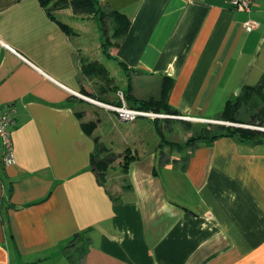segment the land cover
Segmentation results:
<instances>
[{
  "label": "crops",
  "instance_id": "0c3cea01",
  "mask_svg": "<svg viewBox=\"0 0 264 264\" xmlns=\"http://www.w3.org/2000/svg\"><path fill=\"white\" fill-rule=\"evenodd\" d=\"M98 1L131 20L112 57L111 19L71 6L52 18L40 0H0V106L14 120L15 158L4 162L0 142V264H264V139L193 140L218 126L173 119L185 132L167 141L168 155L158 122L127 126L111 110L81 109L78 96L98 93L81 57L113 58L129 67L110 75L131 86V105L160 98L170 76L172 109L221 120L227 100L264 83V0L251 11L229 0ZM65 10L69 23L58 17ZM248 20L258 24L247 30ZM97 118L87 134L82 123ZM100 144L117 159L102 183L91 163Z\"/></svg>",
  "mask_w": 264,
  "mask_h": 264
},
{
  "label": "trees",
  "instance_id": "16d2710c",
  "mask_svg": "<svg viewBox=\"0 0 264 264\" xmlns=\"http://www.w3.org/2000/svg\"><path fill=\"white\" fill-rule=\"evenodd\" d=\"M41 4L44 7H47V10L52 15L51 10L55 8H64L66 6H71L72 10L76 14H85V15H94L99 16L101 20L104 22L108 19H111L113 22V33L110 37H107L106 42L104 43V47L106 48V53L108 57H112L107 51L111 47L119 48L120 44L117 40L121 37L127 35L128 30L131 25V20L123 13L112 10L109 13H106L102 10L100 6V2L98 0H40ZM53 2L52 6L50 3ZM52 18H55L52 15ZM57 23L67 32H71L70 26L66 23L57 20ZM108 30V29H107ZM125 70L129 71V67L122 61L119 62ZM81 70L85 78L87 79H98L102 86H100L97 94H93L89 92L84 87L82 89V94H86L96 100L106 103V104H114L113 100H109L106 94L109 91H116L118 95V105L120 104L119 94L123 93L127 104L131 107L140 108L143 110H150L160 113L166 114H180L178 110H174L170 107L168 103V96L170 89L173 85V80L170 76H164L162 83V94L160 98L150 97L149 99H135V103L131 105L129 102L131 101V97L127 94L131 90V86L125 92V90L120 89V86L115 82V79L110 75V71L108 67L100 62L99 60H92L87 57H81ZM117 103V102H116ZM264 83L260 84L257 88L250 90V92L245 91L242 96L236 97L234 99L227 100L224 109L222 111V121L231 122L234 124H251L257 126H264ZM243 105H247L248 109L251 112L250 118L247 121H243L240 119V109ZM77 115L81 118L83 116V111H78ZM168 123L172 121L171 118H166ZM175 120V119H174ZM99 122V118L95 120H90L88 122L82 123L83 130L91 135L93 131L96 129L97 124ZM259 123V124H258ZM216 125L218 129L215 133L210 134L209 129H205L204 137H195L193 140H199L201 138H210L216 139L220 136H235L243 140H255L261 141L264 139V130L253 129L249 126L244 125H225V124H209ZM160 128V127H159ZM107 153L106 156L102 157L101 154ZM165 156V154H162ZM116 154L111 153L110 149L104 146L103 144L99 145L98 154L92 156V167L96 170L97 176L102 183V178L104 179V175L107 172L110 164L114 161ZM130 159H132L131 153L126 152L125 163L123 164V169L127 170V166L129 164ZM129 160V161H128ZM128 161V162H126Z\"/></svg>",
  "mask_w": 264,
  "mask_h": 264
},
{
  "label": "built area",
  "instance_id": "2783aa9c",
  "mask_svg": "<svg viewBox=\"0 0 264 264\" xmlns=\"http://www.w3.org/2000/svg\"><path fill=\"white\" fill-rule=\"evenodd\" d=\"M255 0H229L230 4L238 9L244 11H251L253 8ZM258 23L254 20H248L244 23V26L247 30H252ZM78 96L87 99L85 95L79 93ZM120 97V104L119 105H111L102 103L98 100L91 99L90 100L94 103H99L108 109H112L117 113L119 120L122 122H129L137 120L138 118H148V119H157L159 117L162 118H171V119H179L184 121H194V122H203V123H210V124H225V125H235V126H249L253 129L264 130L263 128H258L257 126H251L248 124H234L231 122H226L222 120L214 121V120H206L204 118L199 117H192V116H185L181 114H166L160 113L150 110H143L136 107H131L127 104L123 93L119 94ZM14 124V120L9 114L0 106V142L3 147L4 152V162L8 165L15 163L14 153H13V145L12 139L10 136V127Z\"/></svg>",
  "mask_w": 264,
  "mask_h": 264
},
{
  "label": "rangeland",
  "instance_id": "374dc122",
  "mask_svg": "<svg viewBox=\"0 0 264 264\" xmlns=\"http://www.w3.org/2000/svg\"><path fill=\"white\" fill-rule=\"evenodd\" d=\"M50 6H52V4H50ZM69 11L68 10H65L64 12H62L63 14H58V17L60 18V19H62L63 21H65V22H70V20L72 19V18H74L73 16H68L67 17V15L69 14L68 13ZM81 20V19H80ZM102 27H103V24H102ZM103 33H104V30H103ZM92 57V59H96V57H94V56H91ZM99 58H102V59H104V57H102V56H98ZM109 60V61H108ZM103 63L104 64H106V66L108 67V69H109V71L111 72V73H113V75H115V69H117V71L118 72H120L121 74H123V75H125V71L123 70V68H121L120 67V65L118 64V61L117 60H115V59H105V60H103ZM119 74H117V76H116V82L118 83V84H120V85H123L122 83H121V81H119ZM152 78V77H151ZM89 80H93V79H89ZM95 81H96V83H97V85H98V87L96 88V90H95V92H98L99 91V88H100V86H102L103 85V83L101 84V82H99L98 81V79H94ZM91 82V81H90ZM92 83V82H91ZM150 88H154L155 87V85L153 84V83H151V84H149L148 85ZM92 87H93V84H92ZM91 87V88H92ZM124 88V87H123ZM124 90H125V92L127 91V89L126 88H124ZM83 95H85L86 97H88L87 99H84V101H85V103H83V104H81L80 105V107H81V109H86V111H89V112H93V113H96V115H100V113L101 112H103L104 113V111H112V112H114L116 115H117V113L114 111V110H112V109H108L107 107H105V106H103V105H101V104H99V103H94V102H92L91 100H90V98L91 99H94V100H96L95 98H92V97H90V96H87L86 94H83ZM105 97H107L109 100H113V102H114V104H111V105H118V95H117V92L116 91H109L107 94H106V96ZM117 102V103H116ZM103 103V102H102ZM264 106V104L261 106V107H263ZM248 108H246V106H243V108H242V110H241V114H240V116L243 118V119H246L247 118V110ZM101 110H103V111H101ZM111 112V113H112ZM113 113V114H114ZM248 113H250V112H248ZM108 115H110V114H108ZM249 118L250 117H248V120H249ZM163 120H165L164 118H162V117H159V118H157V119H148V118H138V120H136L137 122H136V124H139V123H141V122H147V123H150V125L151 126H154L155 127V123L156 122H158L160 125H161V127H162V130L160 131V132H162V135L160 134V136H161V140L163 141V143H164V145H163V147H165L164 148V151H165V153L168 151V149H167V147L166 146H169V145H171V142H167V141H170V140H172V139H176L177 138V135H180V136H182V133L183 132H185V128H184V123L183 122H181V121H170V124L171 125H173V129L171 130V129H168V128H166V124H167V121H163ZM156 121V122H155ZM131 122H134V121H129V122H124L127 126H133V124L131 123ZM208 125L210 124V123H207ZM259 124V123H258ZM170 125V126H171ZM249 125V124H248ZM251 125V124H250ZM167 126H168V124H167ZM194 126H196V125H194ZM254 126H257V125H254ZM199 127H202V126H199ZM258 128H263L264 129V126H257ZM105 129H106V127H104ZM131 128V127H130ZM111 131V132H113L115 129H114V125H110L109 127H108V131ZM116 131V130H115ZM114 131V132H115ZM151 135H152V132H150L149 131V133L146 135V141H147V144H148V146H150V147H156L157 148V145H158V143L159 142H155V140H152L151 141ZM113 136H116V133H114V135ZM158 149H160V147H159V145H158ZM162 149V148H161ZM166 154H168V155H170L168 152L166 153ZM162 155V152H160L159 153V159H158V165L159 164H161V159H160V156ZM116 159V158H115ZM115 161H117V159L115 160ZM112 164V163H111ZM117 165H118V170L119 169H121V165H119L118 163H115L114 164V166H113V168L112 169H110L111 170V172H114V169L115 170H117Z\"/></svg>",
  "mask_w": 264,
  "mask_h": 264
}]
</instances>
